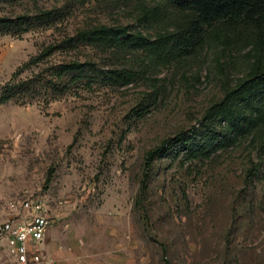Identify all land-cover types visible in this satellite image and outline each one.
I'll list each match as a JSON object with an SVG mask.
<instances>
[{
  "label": "rangeland",
  "instance_id": "374dc122",
  "mask_svg": "<svg viewBox=\"0 0 264 264\" xmlns=\"http://www.w3.org/2000/svg\"><path fill=\"white\" fill-rule=\"evenodd\" d=\"M155 1L0 0V93L14 73L28 83L0 104V226L10 201L44 197L53 264H264V150L244 139L190 159L175 141L198 140L222 95L212 51L125 84L116 73L136 70L139 56L66 41L102 24L152 36L137 15ZM243 58L224 63L230 79ZM72 59L95 72L56 81L54 67ZM162 142L141 192L145 153ZM0 264H12L1 233Z\"/></svg>",
  "mask_w": 264,
  "mask_h": 264
},
{
  "label": "trees",
  "instance_id": "16d2710c",
  "mask_svg": "<svg viewBox=\"0 0 264 264\" xmlns=\"http://www.w3.org/2000/svg\"><path fill=\"white\" fill-rule=\"evenodd\" d=\"M50 14L41 11L38 16L49 19ZM4 21L1 27L8 26ZM137 23L155 29L154 35H145L130 25L102 24L81 30L75 39L66 41L115 47L139 56L136 70L116 73L125 84L138 77L151 81L147 76L151 69L180 64L212 51L215 68L222 76V95L205 110L198 140L175 141L181 143L190 159L209 158L244 139L264 150V0H156L152 6L140 7ZM49 53V49L40 52L26 65L39 63ZM237 53H242L245 69L241 76L230 79L224 63H232ZM86 72H95L93 62L72 59L56 65L53 77L60 82L68 74ZM15 77L16 73L12 74L4 84L0 104L13 99L17 89L28 84L15 82ZM90 85L89 79L85 86ZM164 143L145 153L141 192L147 189L153 161L167 151Z\"/></svg>",
  "mask_w": 264,
  "mask_h": 264
},
{
  "label": "built area",
  "instance_id": "2783aa9c",
  "mask_svg": "<svg viewBox=\"0 0 264 264\" xmlns=\"http://www.w3.org/2000/svg\"><path fill=\"white\" fill-rule=\"evenodd\" d=\"M8 208L0 233L12 264H53L44 252L45 234L54 221L46 198H18L10 201Z\"/></svg>",
  "mask_w": 264,
  "mask_h": 264
},
{
  "label": "crops",
  "instance_id": "0c3cea01",
  "mask_svg": "<svg viewBox=\"0 0 264 264\" xmlns=\"http://www.w3.org/2000/svg\"><path fill=\"white\" fill-rule=\"evenodd\" d=\"M44 245H45V243H44ZM44 249H45V246H44ZM46 254L49 256V254L46 252Z\"/></svg>",
  "mask_w": 264,
  "mask_h": 264
}]
</instances>
